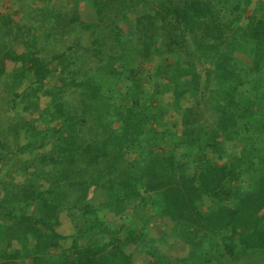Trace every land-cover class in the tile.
<instances>
[{
	"label": "trees",
	"instance_id": "16d2710c",
	"mask_svg": "<svg viewBox=\"0 0 264 264\" xmlns=\"http://www.w3.org/2000/svg\"><path fill=\"white\" fill-rule=\"evenodd\" d=\"M9 2L22 16L0 12V165L13 163L0 178V264H264V9ZM42 97L38 124L2 123ZM62 216L75 235L60 234ZM155 217L166 230L149 227ZM175 246L182 257L168 256Z\"/></svg>",
	"mask_w": 264,
	"mask_h": 264
},
{
	"label": "rangeland",
	"instance_id": "374dc122",
	"mask_svg": "<svg viewBox=\"0 0 264 264\" xmlns=\"http://www.w3.org/2000/svg\"><path fill=\"white\" fill-rule=\"evenodd\" d=\"M3 1V0H2ZM10 0H4L3 2L0 3V12H3V13H7L11 7V14L13 15V17L16 19V20H20L22 14L21 13H18L20 12L19 11V6L17 3L15 4H12L10 5ZM84 3H87L86 5L83 4V6L81 7V13H82V18L84 20H92L95 18L94 14H93V11L92 9H90V1H86ZM254 3L250 9V12L255 9V8H261V9H264V1L262 0H254ZM249 12V13H250ZM71 43L70 41L68 42V44ZM236 58L237 60L242 63L243 60H248L247 57L245 55H243L242 53H238L236 54ZM246 64V62H244ZM243 63V64H244ZM145 65V68L147 69H152V67L150 66V64H144ZM14 67V65H11L10 68ZM199 71H201V67H198ZM154 70V69H153ZM151 70V73L154 75V71ZM57 73H60L59 71ZM52 84V88H56L58 89V85H59V82H56V84L53 83V81H51ZM161 83L163 84L162 86H165L167 85V80L164 78L162 79ZM152 85V84H151ZM149 86V89L152 88V86ZM25 85L22 86L20 89H24ZM122 89H125L124 86H122ZM165 103L167 102H170V101H173V97L170 94H166L165 95ZM50 99L48 97H42L40 99V102H39V110H36V109H32L30 112L28 113H25L23 112L22 110H20L21 112L16 115L15 112L11 111V110H8L7 108H5L4 111L1 112V118L3 119V122L6 126H9L12 122L14 121H17L20 119L23 118L25 120H28V121H31V122H36L38 124V120L40 118V115H41V112L42 110H44L47 106H48V103H49ZM189 102H192V101H182L183 105L184 106H188L187 104H189ZM179 118L180 116L177 115V114H168V116L166 117V121H165V124L166 125H171V123L173 124L174 122H178L179 121ZM174 129L177 130L178 134L180 135L181 134V131H182V127L179 125L177 127H175ZM21 160V157L20 159ZM18 160V161H19ZM17 161V162H18ZM13 164V163H12ZM12 164H4V165H0V178L1 180H10V174L9 172L11 171L12 169ZM20 163H18L17 165H19ZM9 174V175H8ZM16 176V175H14ZM16 179V182L18 183H21L22 179L19 177V176H16L15 177ZM100 194V192L98 193ZM5 193L3 191H1L0 189V196H4ZM97 200H96V204H99L102 200V196H97L96 197ZM136 208V207H135ZM132 209V211L135 210ZM138 213L139 215H143L144 213H148V216H151L153 214V209L151 207H140V209H138ZM104 215H107L106 213H104ZM134 217H138V216H134ZM108 219H109V224L112 225V227L114 229H117L118 227H120V225L123 224V221H116L115 218H113V216H108ZM135 220V219H134ZM167 221V220H166ZM165 221V222H166ZM61 223H62V226L61 228L59 229V232L61 235H64V236H69V235H75L76 234V227H75V224H73L66 216H62L61 218ZM80 223H82V221H80ZM165 224H163V221L162 220H159L158 221V218H154V222L149 224V227H153V228H156L155 226H158L160 227V230L163 231V230H166V226H164ZM109 241V237L106 236L105 239L103 240V242H108ZM72 243V240H69L67 242H64V241H59V244H66V245H71ZM21 246H19L17 243H14V246H12V250H16V249H20ZM158 248L160 250L164 249V247L162 245L158 246ZM185 254V249L182 248V247H177L175 246L173 249H171L170 253H168V256L170 257H182L183 255ZM137 257V260L139 261V264L141 263L142 260H145L144 261V264L147 263V262H150V260H152V258L149 257V255H141L138 254L136 255ZM143 264V263H141Z\"/></svg>",
	"mask_w": 264,
	"mask_h": 264
},
{
	"label": "crops",
	"instance_id": "0c3cea01",
	"mask_svg": "<svg viewBox=\"0 0 264 264\" xmlns=\"http://www.w3.org/2000/svg\"><path fill=\"white\" fill-rule=\"evenodd\" d=\"M262 1H264V0H262Z\"/></svg>",
	"mask_w": 264,
	"mask_h": 264
}]
</instances>
